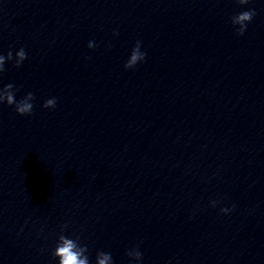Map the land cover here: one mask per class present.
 <instances>
[{"label": "clouds", "instance_id": "1", "mask_svg": "<svg viewBox=\"0 0 264 264\" xmlns=\"http://www.w3.org/2000/svg\"><path fill=\"white\" fill-rule=\"evenodd\" d=\"M236 3L239 5H246L249 3V0H236ZM256 15V11L254 9L242 11L233 17H231L232 25L238 26L236 28V34L239 36H243L246 29L247 24L252 21L254 16ZM89 48H94L95 44L90 41L88 44ZM141 42L137 41L135 47L132 49L129 59L124 64L125 69H132L134 68L138 62H143L146 58V52H142L140 50ZM12 52L9 51L7 53V58L11 60ZM16 56L18 59L15 62V67H20L22 62L27 58V54L23 48H21L18 52H16ZM5 57L4 55H0V73L6 71L5 65ZM18 89L14 88V85L9 83L2 88H0V104L4 102L7 103L9 106H15V111L17 114L24 116L30 115L33 111V103L32 101L35 99L34 94L32 92H28L25 96L17 101L15 99L16 92ZM56 106V99L51 98L47 99L44 104L42 105L43 108H54ZM216 201H212V206L215 207ZM233 208H221V213L227 214L234 209ZM67 226H62V230ZM88 249L87 246H80L78 243V239L74 240L71 238L66 237L65 235L61 234L58 238V243L52 252L54 258H58V264H90L89 258L86 255ZM131 259L135 261H139L142 258V253L135 249V251L129 250L126 253ZM96 264H113L112 256L110 253H106L100 251L97 253L96 256Z\"/></svg>", "mask_w": 264, "mask_h": 264}]
</instances>
